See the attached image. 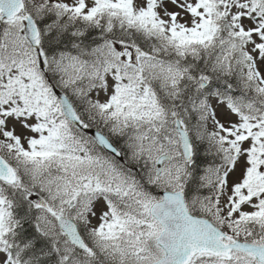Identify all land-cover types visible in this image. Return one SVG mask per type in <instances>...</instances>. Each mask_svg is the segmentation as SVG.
<instances>
[{"label":"snow or ice","instance_id":"6c2138e0","mask_svg":"<svg viewBox=\"0 0 264 264\" xmlns=\"http://www.w3.org/2000/svg\"><path fill=\"white\" fill-rule=\"evenodd\" d=\"M0 264H264V0H0Z\"/></svg>","mask_w":264,"mask_h":264}]
</instances>
